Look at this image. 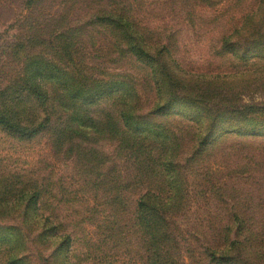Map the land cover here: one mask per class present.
Returning a JSON list of instances; mask_svg holds the SVG:
<instances>
[{
	"label": "rangeland",
	"instance_id": "374dc122",
	"mask_svg": "<svg viewBox=\"0 0 264 264\" xmlns=\"http://www.w3.org/2000/svg\"><path fill=\"white\" fill-rule=\"evenodd\" d=\"M262 1L0 0V88L22 74L25 59L56 62L64 36L70 43L61 56L77 62L78 75L129 81L139 96L138 116L179 140L182 203L167 215L175 264H216L225 248L249 264H264V131L240 129L254 118L253 109L264 108V58L253 63L259 57H242L264 52V22L254 19ZM110 15L119 16L121 31L102 26ZM132 47L157 61L169 95ZM172 97L178 99L169 112ZM194 100L205 110L202 124L186 112L185 102ZM107 106L91 109L97 121L115 112ZM51 112L54 127L65 128L66 116ZM257 116L264 119V112ZM121 144L89 132L57 150L48 133L24 141L0 130V228L22 232L14 258L146 264L135 209L149 183L137 184L135 160L145 164L147 150ZM35 185L41 199L27 219L29 199L13 197ZM47 219L58 227L55 241H41ZM65 239L67 261L56 258ZM12 253L1 245L0 264Z\"/></svg>",
	"mask_w": 264,
	"mask_h": 264
},
{
	"label": "trees",
	"instance_id": "16d2710c",
	"mask_svg": "<svg viewBox=\"0 0 264 264\" xmlns=\"http://www.w3.org/2000/svg\"><path fill=\"white\" fill-rule=\"evenodd\" d=\"M258 17L264 22V0L254 19ZM249 18L253 20V16ZM118 19V15H110L108 19H101L102 26L107 28L114 26L121 31L125 26L117 21ZM58 42L62 51L54 60L56 62L53 63L44 58L25 59L26 64L22 74L8 87L0 88V130H5L24 141H33L48 133L57 150H62L67 141H72L76 137H89V132L104 133L110 138H119L123 149L126 144L133 147L132 151L146 149L145 164L140 160H135L141 172L137 184L149 183L148 190L140 197L135 209L137 228L143 236V241L147 243L148 260L146 264H175L170 256L175 236L170 230L167 215L169 211L180 207L182 203L179 199L182 183L179 180L180 174L177 172L176 162L181 152L179 140L175 135L165 132L158 133L157 129L166 131V128H157L138 116L139 96L129 81H124L119 77L105 80L78 75L77 62L73 58L68 60L61 56L67 55L65 51L70 43L68 38L62 36ZM32 43L40 42L33 41ZM132 52L142 64L153 71L154 83L156 81L160 84L159 86L169 95L166 81L157 71L159 69L157 61L140 48L132 47ZM242 57L248 60L259 57L253 61L257 63L264 58V52H257L255 55L248 51ZM66 60L69 62H65ZM177 99L172 97L165 109L169 112L173 111ZM101 103H108L107 107L113 108L115 112L105 113V118L99 122L93 117L94 110L91 109L101 106ZM185 103L188 105L185 109L190 119L196 121L197 124H202L205 110L199 108V102L194 100ZM52 109H57L60 114L66 116L65 128L54 127ZM159 112L162 113L160 110ZM260 112H264V108L253 109L254 118L241 124L240 129H246L247 132L264 131V119L261 120L257 116ZM147 139L153 141H147ZM141 166H146L147 171ZM164 187L166 191H163ZM40 192L39 187L35 185L32 191L21 190L13 197L14 201H20L25 197L29 199L27 219L30 212L32 214L36 212V205L41 199ZM113 201L120 204L116 199ZM46 221L47 228L42 234L41 241L47 240V236L51 241H55L58 237V227L49 219ZM241 222L243 224L242 219ZM21 233L19 228H0V246L7 245L10 250H13L11 256L1 260V264H27L23 259L14 258L15 250L21 243ZM65 240L66 242L57 250L56 258H63L67 261L65 249L69 244H67L68 240ZM262 240H264V234ZM252 245L251 249H253ZM234 253L231 248H225L215 263L249 264L241 256L236 258ZM213 260L215 261L214 258Z\"/></svg>",
	"mask_w": 264,
	"mask_h": 264
}]
</instances>
